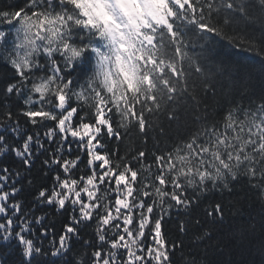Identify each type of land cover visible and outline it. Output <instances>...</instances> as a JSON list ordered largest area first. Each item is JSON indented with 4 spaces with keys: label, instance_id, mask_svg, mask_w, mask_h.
I'll return each mask as SVG.
<instances>
[{
    "label": "snow or ice",
    "instance_id": "snow-or-ice-1",
    "mask_svg": "<svg viewBox=\"0 0 264 264\" xmlns=\"http://www.w3.org/2000/svg\"><path fill=\"white\" fill-rule=\"evenodd\" d=\"M0 264H264V0H0Z\"/></svg>",
    "mask_w": 264,
    "mask_h": 264
},
{
    "label": "trees",
    "instance_id": "trees-1",
    "mask_svg": "<svg viewBox=\"0 0 264 264\" xmlns=\"http://www.w3.org/2000/svg\"><path fill=\"white\" fill-rule=\"evenodd\" d=\"M223 43L224 42H221V44ZM218 48H220V51L223 52L224 55L231 56L232 59L237 60V61L247 62V58L250 55L248 53L238 52L232 48H221L219 45H218Z\"/></svg>",
    "mask_w": 264,
    "mask_h": 264
}]
</instances>
